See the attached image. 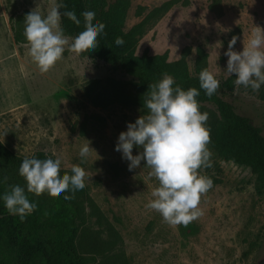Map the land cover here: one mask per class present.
<instances>
[{
    "label": "rangeland",
    "instance_id": "obj_1",
    "mask_svg": "<svg viewBox=\"0 0 264 264\" xmlns=\"http://www.w3.org/2000/svg\"><path fill=\"white\" fill-rule=\"evenodd\" d=\"M166 1L129 0L124 31ZM210 2L179 0L148 27L134 54L166 53L167 62L175 63L189 49L185 64L195 75L196 51L201 49L205 68L220 85L233 78L226 100L264 135V85L259 92L237 86L235 75L226 74L224 55L232 36L239 37L234 50L240 52L253 26L264 28V0H220L221 16L208 10ZM52 4L53 0H0V142L17 156L29 158L42 151L62 159L61 171L71 172L77 164L88 173L85 188L73 198L79 209L75 246L86 264H264V190L249 168L224 161L212 150L213 166L201 169L213 180L199 205L203 215L187 226H173L145 207L154 199L158 181L149 178L145 161L129 171L130 162L115 148L127 124L147 111L91 103L92 97L104 103L115 92L135 93V83L67 47L63 58L42 73L29 45L13 42L9 19L37 7L46 16ZM139 9L142 16L137 17ZM86 141L95 152L81 164L79 151ZM142 151L134 147L133 155Z\"/></svg>",
    "mask_w": 264,
    "mask_h": 264
},
{
    "label": "clouds",
    "instance_id": "obj_2",
    "mask_svg": "<svg viewBox=\"0 0 264 264\" xmlns=\"http://www.w3.org/2000/svg\"><path fill=\"white\" fill-rule=\"evenodd\" d=\"M63 7L53 0L46 16L37 7L25 17L24 36L29 54L42 73H47L63 58L66 47L77 54L95 50L97 38L106 27L100 22L93 24L95 13L85 11L82 14L85 30L75 38L69 37L61 27L60 9ZM63 15L77 26L80 24L74 11H66ZM238 39L232 36L224 53L228 57L226 74L235 75L237 86L259 92L264 85V28L253 26L249 40L240 52L234 50ZM115 44L123 46L124 40L117 37ZM174 84V78L164 73L158 83L148 85L147 113L135 123L127 124V131L119 134L115 150L122 152L123 158L130 162L129 171L145 161L150 169L149 178L158 181V187L152 192L154 199L145 207L158 212L170 225L187 226L203 215L199 207L201 199L213 187V180L201 174V169L213 166V153L208 147L211 129L207 126L209 114L200 111L197 100L200 92L196 88L173 87ZM199 84L209 98L220 87V81L207 68L200 72ZM134 147L143 151L134 156ZM93 152L90 142L86 141L79 151L80 163H85ZM61 165L60 157L25 158L19 167V175L26 181L27 192L37 197L48 193L55 198L71 191L72 195H65L64 199H73L76 191L85 188L88 173L80 165L73 164L72 174L61 176ZM4 180L6 182L7 177ZM2 199L7 211L21 220L37 209V205L29 201L25 188L19 185L11 186Z\"/></svg>",
    "mask_w": 264,
    "mask_h": 264
},
{
    "label": "trees",
    "instance_id": "obj_3",
    "mask_svg": "<svg viewBox=\"0 0 264 264\" xmlns=\"http://www.w3.org/2000/svg\"><path fill=\"white\" fill-rule=\"evenodd\" d=\"M179 0H168L158 7L151 9L143 19L124 31V23L129 0H116L109 4L107 0H60L65 7L60 9L61 27L69 36L75 38L84 29L83 12L93 11V24H105L104 32L98 39V47L80 53L101 61L113 69L130 77L135 83V93L115 92L104 103L100 98L92 97L91 103L95 107L105 108L117 104L122 107L136 106L145 108L148 85L158 83L163 74L171 75L175 84L183 90L196 88L200 95L197 100L200 111L209 114L207 126L211 129V143L209 144L218 158L230 161L236 165L245 166L257 176V180L264 190V135L252 122L238 114L234 106L226 100L227 94L233 89V78L220 85L216 94L209 98L200 88L199 75L206 67V55L201 49L196 51L195 75L187 71L185 58L189 49H184L181 58L175 63L167 62V54L135 56V48L139 38L148 27L162 18ZM142 10H137V17L142 16ZM208 10L217 16L222 15L220 0H211ZM66 11H74L80 24L77 26L66 16ZM28 11H23L13 19H9L10 31L15 45H26L24 36L25 17ZM121 37L123 46H117L115 39ZM211 107L214 112L205 108ZM147 111V110H146ZM29 158H51L42 151L35 152ZM25 158L17 156L0 142V264H86L75 246L78 230L79 209L75 200H65L66 192L58 197H51L44 193L37 197L27 192L26 181L19 175V167ZM72 173L61 171L60 175ZM4 177H7L5 182ZM19 185L25 188L30 202L37 205V209L23 220L18 215L10 214L2 199L11 186Z\"/></svg>",
    "mask_w": 264,
    "mask_h": 264
}]
</instances>
